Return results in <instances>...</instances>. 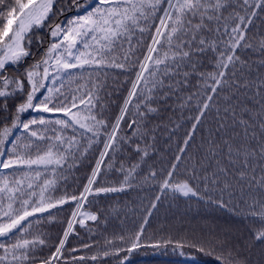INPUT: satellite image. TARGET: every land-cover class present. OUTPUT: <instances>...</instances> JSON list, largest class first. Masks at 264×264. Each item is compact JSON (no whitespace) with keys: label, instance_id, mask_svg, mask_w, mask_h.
Wrapping results in <instances>:
<instances>
[{"label":"snow or ice","instance_id":"snow-or-ice-1","mask_svg":"<svg viewBox=\"0 0 264 264\" xmlns=\"http://www.w3.org/2000/svg\"><path fill=\"white\" fill-rule=\"evenodd\" d=\"M57 4H63V0H0V157L8 156L0 159V169H13L15 165H25L28 169L20 179L14 177L11 184L6 177H0L5 181L0 187V238L8 241L15 238L11 243L0 242L3 252L0 264H59L62 258L65 264H85L84 256H72L69 261L65 252L77 251L66 248L74 221L84 225L85 219H98L95 214L81 211L88 195L124 191L125 185L131 187L133 174L139 175L138 164L127 172L121 164L124 179L120 186H104L101 166L105 164V157L111 160L109 150L116 152L118 145L136 144L132 136L147 141L155 131L149 124L156 118L163 119L162 114L169 109L173 97L180 108L195 100L197 114L170 170L159 174L150 171L145 178L158 181L161 193L151 202L148 215L157 209L162 194L168 191L206 200L209 205L248 223L243 230H233L229 223L210 226L206 231L201 229L199 239L183 240L177 242V246L182 249L188 244L213 255L216 264H264V74L253 79L249 60L238 54L241 48L254 47L246 36L247 25L253 23L252 17L257 15L255 9L264 11V0H237L236 4L232 0H99L98 6L84 15L52 24L53 17L63 15L73 6L82 7L79 0H68L67 7L57 8ZM165 4L167 7H163ZM159 12L163 15H157ZM156 20L158 25L153 23ZM45 27L49 29L51 42L41 59L21 76H7L8 66L20 64L32 55L33 37ZM152 27L155 35L151 34ZM137 31L140 35L148 32L152 39L143 60L133 49L132 39ZM36 43L42 47L44 41L37 36ZM208 52L213 53L214 70L199 72V57ZM260 53L264 56V42L260 44ZM136 65L139 70L131 81L128 97L115 122L109 124L102 106L99 111H93L100 105V90L106 87L99 76H107L109 69L131 71ZM51 68L57 75L63 73L60 88L46 84L50 78L55 81V76L50 77ZM182 69L190 71L181 74ZM259 69L264 70V59ZM74 71L81 76L85 71H89L90 76L96 73L97 82L89 79L83 91L79 87L75 91H62L63 80H71ZM192 73L199 74L202 88L183 96ZM130 105L135 109L134 114L130 112ZM29 110L62 114L63 118L46 119L41 115L25 121L22 114ZM130 114L133 118L129 122L126 117ZM209 114L212 122L207 136H202L195 153L188 155L190 142ZM121 123L132 130L131 136L121 134ZM19 128L26 135L10 139ZM69 128L73 136L56 135L55 144L45 135L49 129L55 133ZM78 130L81 138L87 139V146L76 139ZM102 133L104 150L87 177L83 191L79 195L65 192L55 199L46 195L49 190H57L55 185L60 177L55 171H62L65 166L71 168L69 158L74 163L84 157ZM41 142L45 148L40 147ZM7 144H11V148H5ZM64 144L68 147L62 148ZM141 152L143 156L148 155L147 149L142 150L137 144L135 153L140 155ZM181 164L184 178L176 179ZM49 166H53L51 179L42 177L40 171L41 167L47 170ZM107 167L112 169L113 165L108 163ZM33 172L42 183L32 176ZM69 202H74L75 210L66 221L63 238H58L49 256L38 257L36 249L45 245L46 240L40 236L26 238L32 235L30 218L44 213L52 218V209L59 210ZM78 216L83 218L77 220ZM17 233L22 235L17 237ZM145 238L142 224L131 235L108 240L91 260L96 261L100 256L119 257L122 245H129L127 251L131 252L141 247ZM160 243L150 246L159 247Z\"/></svg>","mask_w":264,"mask_h":264},{"label":"trees","instance_id":"trees-1","mask_svg":"<svg viewBox=\"0 0 264 264\" xmlns=\"http://www.w3.org/2000/svg\"><path fill=\"white\" fill-rule=\"evenodd\" d=\"M82 7L76 8L73 6L70 11H65L63 15H57L52 18V24L65 21L68 18L75 17L77 15H84L86 11H91L98 6L99 0H79ZM237 0H232L233 4H236ZM68 0H63V4H57L56 7H67ZM166 7V4L163 5ZM231 11V10H230ZM257 15L252 17L253 23L247 25L246 36L251 44L254 45L251 49L241 48L239 53L242 59L246 58L250 62L252 67L253 79L257 76L264 74V70L259 69L260 61L264 59L260 53V44L264 42V11L257 8L255 9ZM162 12L157 15H162ZM227 15V13L225 14ZM158 20L154 21L156 25ZM155 28H151V34L153 35ZM41 37L44 41L43 46L39 47L36 43V37ZM137 40L140 41L137 44ZM151 41V35L145 32L143 35L137 31L132 39L133 49L136 55L142 60L147 46ZM51 42L49 35V29L47 27L41 29L33 37V43L31 46L32 55L20 64L15 65L18 71L13 69H7L10 77L21 76L25 69L29 68L35 61L41 59L42 53L46 50ZM128 45L125 43L124 48L127 49ZM163 51V50H162ZM139 65H136L131 71H121L119 69H109L107 76L100 75L99 80L103 82L106 87L102 88L99 92L100 105L93 111H99L100 107H103L104 118L109 124L114 123L117 114L124 102V99L131 86V81L135 77V72L138 70ZM190 69H182L183 71ZM214 70L213 53L208 52L199 57V72H211ZM56 74L54 68L50 69V77L55 76V81L51 78L46 81L48 87H61V76ZM147 75V73H145ZM91 79L93 83L97 82V74L85 71L83 76L78 72L73 73L71 80L65 78L63 80L62 91H75L78 87L84 90V86L88 80ZM190 84L186 90L181 94L188 96L201 90L200 78L198 73H192L189 77ZM79 81V84H77ZM115 81H119L116 83ZM27 87V85H26ZM42 92L46 90L42 89ZM255 91V89H253ZM39 95V93H38ZM79 95V93H77ZM251 95V93H250ZM42 98V97H41ZM19 99V98H18ZM258 99V97H257ZM135 101V98H133ZM175 97L169 101V109L163 113V119L156 118L149 124L150 128H154L155 131L145 141L139 136H132V139L136 140V144L129 145L125 143L122 147L117 146V151L112 152L109 150V155L112 157L109 160L105 157V164H103L102 172L105 174L101 183L104 186L119 187L124 179V174L120 170L121 164L124 166V172L135 164L139 167L136 172L139 175H134L131 187L125 185V190L115 193L99 194L92 193L88 195L87 201H85L84 210H87L95 215L98 219L94 222H88L84 227H79L76 223L74 225L73 233L70 234L66 248L77 249L76 252L69 254L65 252V257L70 261L72 256L85 257V264H216L215 257L198 251L196 248L189 247L188 244H184L183 248L177 246V242L188 240L191 242L194 239H199L202 235L201 229L207 230L208 227H214L217 224L223 225L229 223L232 225L233 230H243L244 225L248 223L247 220L241 222L238 216H233L226 212L216 208L214 205H209L206 200H200L197 197H183L177 193L168 191L161 196V200L158 202L157 209L152 210V214L148 215V209L151 202L156 195H161L159 189V182L152 180H145L149 176L150 171H156L158 174L162 171L170 170L171 163H174L175 156L180 155L178 149L184 147L183 141L185 139V133L191 130L194 123L193 117L197 114L195 112V100L184 108H180L177 103L174 102ZM83 108V105H79ZM130 112L134 114L135 109L130 105ZM43 115L46 119H58L63 118L62 114L40 113L38 111L29 110L22 114V119L27 121L32 118H39ZM133 116L130 114L126 119L130 122ZM171 120V123H169ZM212 122V115L209 114L205 118V123L200 125L195 133L194 139L190 142L191 147L188 148L187 154L192 155L195 153L197 147L201 143V137L207 136V130ZM58 127V126H57ZM122 135H132V130L127 128L126 124L121 123ZM43 131V130H41ZM110 131V128H109ZM73 130L71 128L64 132H55L51 129L45 133L50 142L55 144V136L60 135L64 138L73 136ZM26 133L22 128L15 130L13 137L24 136ZM76 139L81 141L87 146V139H82L79 130L75 133ZM257 138L258 135H257ZM36 140V138H32ZM105 136L102 133L100 137L94 142L92 147L84 157L72 162V158H69L68 163L71 164V168L65 166L63 170L57 169L55 174L60 177L55 185V191L49 190L46 195L55 199L65 192L71 194L75 193L79 195L83 191V186L87 183V177L90 176L92 169L96 164V160L104 146ZM139 145L140 149H147V156H143V152L140 155L135 153V149ZM41 148L46 146L41 142ZM62 148H67L68 145H61ZM5 148H11V144L5 145ZM81 151H83L81 149ZM35 155V153L33 154ZM79 155V153H77ZM143 157V159L141 158ZM8 156L0 157V159H7ZM187 158V157H185ZM113 165L112 169L107 167V164ZM36 167V166H33ZM183 164L177 169L176 179H183ZM25 171H28L25 165H15L13 169H0V177H6L7 182L11 184L13 178L20 179ZM41 176H47V178H53V166H49L47 170L43 167L40 169ZM35 178V173H32ZM37 182H41L39 178H35ZM28 181H25L27 183ZM5 181L0 179V187L3 186ZM38 192L39 189L37 188ZM5 204L7 203L6 195L4 196ZM75 208L74 202H69L57 209H52V218L47 213L37 214L36 217L30 218L31 227L29 231L32 235L26 238L32 239L34 236H40L46 240L45 245L38 246L36 253L38 257H47L54 251L53 245L58 243V238H62L63 230L66 229V221L70 219L71 213ZM147 223L144 224V220ZM143 224L145 228V239L142 241V246L134 249L131 252L127 251L129 245H122L123 250L120 252L119 257L100 256L96 261L91 260V256L94 255L99 248L106 245L108 240H113L120 235H131L135 231H138ZM20 233H17L19 237ZM171 240L172 243H166ZM11 241L5 238H0V242L11 243ZM160 243L159 247H152L150 245ZM116 243L119 245L120 241L117 239ZM83 244L91 245L90 248H84ZM183 253V254H181ZM0 254H3L0 250ZM59 264H65L64 258H62Z\"/></svg>","mask_w":264,"mask_h":264},{"label":"bare ground","instance_id":"bare-ground-1","mask_svg":"<svg viewBox=\"0 0 264 264\" xmlns=\"http://www.w3.org/2000/svg\"><path fill=\"white\" fill-rule=\"evenodd\" d=\"M166 7H167V6H166ZM154 35H155V33H154ZM151 44H152V41H151L150 45H151ZM146 55H147V53H146ZM127 97H128V96H127ZM83 207H84V205H83ZM83 207L81 208V211H82V212H88V211H84V210H83ZM74 210H75V209H74ZM88 213H91V212H88ZM71 218H72V217H71ZM80 218H83V217L78 216V217H77V220L80 219ZM86 221H91V220L85 219V222H86ZM75 223H77V222L74 221V224H75Z\"/></svg>","mask_w":264,"mask_h":264},{"label":"rangeland","instance_id":"rangeland-1","mask_svg":"<svg viewBox=\"0 0 264 264\" xmlns=\"http://www.w3.org/2000/svg\"><path fill=\"white\" fill-rule=\"evenodd\" d=\"M177 194H179V193H177ZM179 195H180V194H179ZM181 196H183V195H181ZM183 197H184V196H183ZM84 211H85V210H84ZM86 222H88V221H86ZM86 222H85V223H86ZM77 223H78V222H77Z\"/></svg>","mask_w":264,"mask_h":264},{"label":"water","instance_id":"water-1","mask_svg":"<svg viewBox=\"0 0 264 264\" xmlns=\"http://www.w3.org/2000/svg\"><path fill=\"white\" fill-rule=\"evenodd\" d=\"M15 70H17V69H15ZM103 150H104V148H103ZM78 225H80V224H78ZM85 225V224H84ZM84 225H80V226H84Z\"/></svg>","mask_w":264,"mask_h":264},{"label":"flooded vegetation","instance_id":"flooded-vegetation-1","mask_svg":"<svg viewBox=\"0 0 264 264\" xmlns=\"http://www.w3.org/2000/svg\"><path fill=\"white\" fill-rule=\"evenodd\" d=\"M6 71L8 72V70L6 69Z\"/></svg>","mask_w":264,"mask_h":264}]
</instances>
